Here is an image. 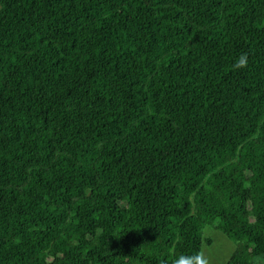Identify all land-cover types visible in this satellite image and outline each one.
Wrapping results in <instances>:
<instances>
[{"label": "trees", "instance_id": "1", "mask_svg": "<svg viewBox=\"0 0 264 264\" xmlns=\"http://www.w3.org/2000/svg\"><path fill=\"white\" fill-rule=\"evenodd\" d=\"M206 225L264 264V0H0V264H172Z\"/></svg>", "mask_w": 264, "mask_h": 264}, {"label": "rangeland", "instance_id": "2", "mask_svg": "<svg viewBox=\"0 0 264 264\" xmlns=\"http://www.w3.org/2000/svg\"><path fill=\"white\" fill-rule=\"evenodd\" d=\"M201 232L203 236L211 238L210 245L204 246L201 250L208 257L209 264H222L234 249L233 242L208 225L204 226Z\"/></svg>", "mask_w": 264, "mask_h": 264}, {"label": "clouds", "instance_id": "3", "mask_svg": "<svg viewBox=\"0 0 264 264\" xmlns=\"http://www.w3.org/2000/svg\"><path fill=\"white\" fill-rule=\"evenodd\" d=\"M231 67L234 71L246 69L248 67L247 53H241ZM172 264H209V260L203 251H199L194 255L181 254L178 257H174Z\"/></svg>", "mask_w": 264, "mask_h": 264}]
</instances>
